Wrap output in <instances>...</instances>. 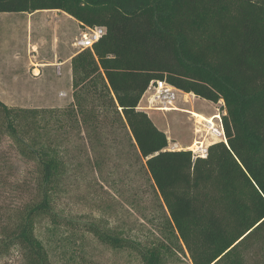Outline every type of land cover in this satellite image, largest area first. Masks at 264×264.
I'll use <instances>...</instances> for the list:
<instances>
[{
    "label": "trees",
    "instance_id": "obj_1",
    "mask_svg": "<svg viewBox=\"0 0 264 264\" xmlns=\"http://www.w3.org/2000/svg\"><path fill=\"white\" fill-rule=\"evenodd\" d=\"M38 10L106 28L71 58L73 99L62 116L85 128L102 118L124 127L163 208L166 241L144 245L93 225L97 238L132 249L141 264H167L177 248L191 264H264V0H0V13ZM158 79L221 101L226 141L205 158L167 149L164 131L138 108ZM46 112L55 114L0 101L5 131L36 167L32 200L0 225V252L18 247L25 264H49L38 218L60 223L52 200L64 163L46 137Z\"/></svg>",
    "mask_w": 264,
    "mask_h": 264
},
{
    "label": "rangeland",
    "instance_id": "obj_2",
    "mask_svg": "<svg viewBox=\"0 0 264 264\" xmlns=\"http://www.w3.org/2000/svg\"><path fill=\"white\" fill-rule=\"evenodd\" d=\"M49 12L0 13V101L10 108L54 111L53 116L44 114L46 137L61 150L64 163L52 200L60 223L41 216L35 235L45 246L49 264H141L135 251L102 243L89 228L95 225L144 245L166 241L161 201L127 130L110 118L100 119L96 128H85L63 117L71 101L65 91L57 94L55 90L67 88V75H57L52 67L46 68L44 75L34 70L49 60L56 32L61 35L65 31L69 40L78 33L74 20ZM175 106L179 110H151L150 118L159 128L168 121L177 122L173 136L183 147L194 138V118L185 109L222 115L221 106L180 93ZM56 115L62 117L61 125ZM262 119L259 114L260 123ZM32 134L37 137L36 131ZM35 177L34 162L18 154L0 115V225L14 219L16 211L32 200ZM0 264H25L21 250L12 246L1 251ZM167 264L191 263L187 251L177 248Z\"/></svg>",
    "mask_w": 264,
    "mask_h": 264
},
{
    "label": "built area",
    "instance_id": "obj_3",
    "mask_svg": "<svg viewBox=\"0 0 264 264\" xmlns=\"http://www.w3.org/2000/svg\"><path fill=\"white\" fill-rule=\"evenodd\" d=\"M105 32L106 28L104 26L95 25L81 27L79 36L74 44L79 50L85 48L91 49L93 44L97 42ZM147 90L151 92L147 96L148 109L155 111L179 110V108L175 106V102L180 90L167 81L163 79L151 81ZM188 112L194 118V138L185 149L191 151L193 158H205L207 156L208 147L211 144L219 141H226L221 115L219 113H214L198 121L192 111ZM222 114H224V111H222ZM167 139V149H180V145L176 141L169 138Z\"/></svg>",
    "mask_w": 264,
    "mask_h": 264
},
{
    "label": "crops",
    "instance_id": "obj_4",
    "mask_svg": "<svg viewBox=\"0 0 264 264\" xmlns=\"http://www.w3.org/2000/svg\"><path fill=\"white\" fill-rule=\"evenodd\" d=\"M49 11H50L49 13H53V14H63V16L68 18V20H74L78 26V33L75 34L71 40H69V37L65 31L61 35H59V33L56 32L53 35V41H52V49L53 50L51 52L50 58L48 57L49 60H47L46 62L39 63L38 64L39 66L37 68H34V70L38 69L39 75H44L43 71L48 67H52V68H55L57 75H67V78L65 80V85L67 88L59 89V90L53 89V90H55V92H57V94L62 92V91H65V95L70 98L69 99L70 101H72L73 98H72V85H71V81H72L71 58L76 53H78L80 51L79 48L74 44L75 40L79 36L78 34L80 32V29H81L80 23L76 19H74L73 17H71L70 15H68L67 13H65L63 11H59V10H49ZM61 41H64V44H62ZM34 75H36V74L34 73ZM147 93H148V90H146L143 93V95H142V97L138 103V108L141 110H144L148 114V116L150 117L151 116V113H150L151 110L147 108V106H148V103H147L148 94ZM179 93L183 94L184 96H190L193 99L199 98V97H196L193 93H184L183 91H179ZM214 104L216 106H221L222 102L220 101V102L214 103ZM185 111H191V110L185 109ZM212 114H214V113L202 114V115L204 117H208ZM161 125H162V128H159V126H157V125L156 126L159 129H161L162 131H164L167 138H171V136H173L178 129L177 128V122H175V124H171L168 121L167 123L161 124ZM168 133H170V137L168 136ZM172 139L175 140L179 144V141L177 140V138L175 136H173ZM181 148L185 149L186 147L180 146V149Z\"/></svg>",
    "mask_w": 264,
    "mask_h": 264
},
{
    "label": "bare ground",
    "instance_id": "obj_5",
    "mask_svg": "<svg viewBox=\"0 0 264 264\" xmlns=\"http://www.w3.org/2000/svg\"><path fill=\"white\" fill-rule=\"evenodd\" d=\"M192 113H193V115H194L195 117H197V120H198V121L201 120V119H204V116H203L202 114H200V113H198V112H195V111H192Z\"/></svg>",
    "mask_w": 264,
    "mask_h": 264
}]
</instances>
